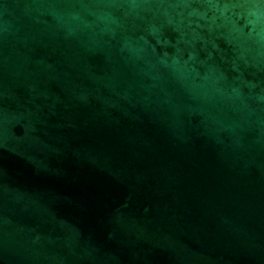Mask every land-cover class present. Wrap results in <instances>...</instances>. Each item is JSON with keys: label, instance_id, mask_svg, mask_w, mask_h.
<instances>
[{"label": "water", "instance_id": "water-1", "mask_svg": "<svg viewBox=\"0 0 264 264\" xmlns=\"http://www.w3.org/2000/svg\"><path fill=\"white\" fill-rule=\"evenodd\" d=\"M0 264H264V0H0Z\"/></svg>", "mask_w": 264, "mask_h": 264}]
</instances>
